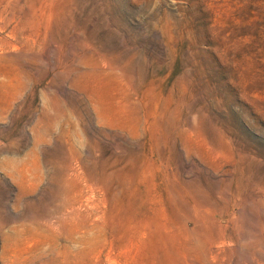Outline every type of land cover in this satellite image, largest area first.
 Masks as SVG:
<instances>
[{
    "label": "rangeland",
    "instance_id": "1",
    "mask_svg": "<svg viewBox=\"0 0 264 264\" xmlns=\"http://www.w3.org/2000/svg\"><path fill=\"white\" fill-rule=\"evenodd\" d=\"M0 264H264V0H0Z\"/></svg>",
    "mask_w": 264,
    "mask_h": 264
}]
</instances>
